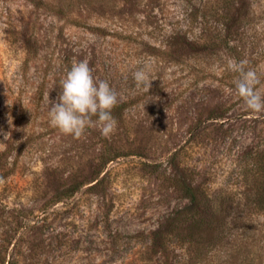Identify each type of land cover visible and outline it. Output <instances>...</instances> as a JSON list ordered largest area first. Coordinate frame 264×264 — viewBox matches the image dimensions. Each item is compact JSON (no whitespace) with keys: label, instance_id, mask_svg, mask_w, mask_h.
<instances>
[{"label":"rangeland","instance_id":"374dc122","mask_svg":"<svg viewBox=\"0 0 264 264\" xmlns=\"http://www.w3.org/2000/svg\"><path fill=\"white\" fill-rule=\"evenodd\" d=\"M45 1L0 0V264H177L178 246L147 253L186 204L176 180L213 199L239 194L252 184L241 171L264 157V112L246 107L227 68L247 60L264 86V0H246L236 37L202 53L167 37L222 38L212 0L202 1L205 26L184 0ZM85 59L118 93L109 137L50 123L61 80ZM140 68L148 92L135 86Z\"/></svg>","mask_w":264,"mask_h":264},{"label":"trees","instance_id":"16d2710c","mask_svg":"<svg viewBox=\"0 0 264 264\" xmlns=\"http://www.w3.org/2000/svg\"><path fill=\"white\" fill-rule=\"evenodd\" d=\"M94 1L98 0H87V4ZM184 1L190 20L207 25L203 0ZM27 2L35 8L50 5L45 0ZM212 6L218 31L225 33L220 40L208 43L200 37L192 39L185 31L172 29L167 37L170 44L189 47L196 53L215 51L220 41L228 46L237 35V27L246 19L250 4L246 0H212ZM24 43L32 48L29 39ZM117 110L118 107L113 112ZM254 159L257 162L252 163L251 169L241 171L239 177L242 180L250 176L251 188L239 194L225 191L215 200L206 190L185 182L181 174V180L176 181L186 204L173 211L150 235L148 258L157 250L164 253L175 245L184 251L183 258L175 261L177 264H264V157Z\"/></svg>","mask_w":264,"mask_h":264},{"label":"clouds","instance_id":"9594fccd","mask_svg":"<svg viewBox=\"0 0 264 264\" xmlns=\"http://www.w3.org/2000/svg\"><path fill=\"white\" fill-rule=\"evenodd\" d=\"M247 60L230 58L227 68L237 73L236 94L254 113L264 112V86L256 70L248 68ZM136 88L149 91L151 80L148 71L140 68L133 73ZM62 91L56 101H50V123L64 135L81 138L87 129L99 127L102 135L109 137L117 128L118 121L112 110L118 104V93L105 80H97L88 60L74 63L61 80ZM11 123V119H9ZM4 178L0 177V184Z\"/></svg>","mask_w":264,"mask_h":264}]
</instances>
